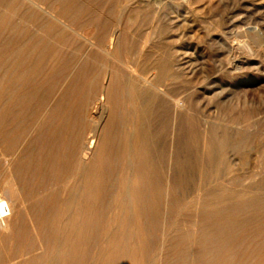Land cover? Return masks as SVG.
Segmentation results:
<instances>
[{"label":"bare ground","instance_id":"bare-ground-1","mask_svg":"<svg viewBox=\"0 0 264 264\" xmlns=\"http://www.w3.org/2000/svg\"><path fill=\"white\" fill-rule=\"evenodd\" d=\"M88 1L0 0V264H264L261 251L249 261L247 235H236L264 211V193L216 181L219 155L244 148L249 133L206 122L201 146L198 120L167 88L183 64L154 57L153 44L141 53L113 29L101 11L111 14L114 0ZM87 27L92 37L79 31ZM220 114L235 125L245 118L227 106ZM173 138L192 143L196 167L211 168L215 183L198 186L200 197L175 195ZM255 230L262 243L264 219Z\"/></svg>","mask_w":264,"mask_h":264},{"label":"rangeland","instance_id":"rangeland-1","mask_svg":"<svg viewBox=\"0 0 264 264\" xmlns=\"http://www.w3.org/2000/svg\"><path fill=\"white\" fill-rule=\"evenodd\" d=\"M87 1L81 0V3L87 4ZM114 1L116 6L113 12L107 14L102 10L101 15L112 21L113 29L116 26V31L125 32L134 39L137 51L143 53L153 44L154 57L164 54L171 56L173 68L179 62L183 64L182 71L167 82V88L184 101V113L198 120L201 146L206 142V122L217 133L222 131L223 126L231 131L244 129L249 133L244 148H228L222 156L219 155V167L225 174L216 181L225 187L241 190L250 186L264 193V0ZM134 8L138 15L134 14ZM79 31L88 37L93 35L91 27ZM117 57L123 65H130L128 58L131 59V56L119 54ZM122 69L126 71V68ZM225 106L245 117L241 123L232 124L227 116L220 114ZM175 143L173 138L171 174L176 176L180 172L181 175V184L175 188V195L186 199L200 197L206 187L215 183L210 176L211 168L207 165L203 172L195 166L192 143L186 147H177ZM92 154V151H87L84 158L89 159ZM180 159L187 162L183 170L177 168ZM234 177L240 180L237 182ZM198 186L203 191L198 190ZM2 195L9 197L8 194ZM108 196L105 199L108 205L105 217L109 227L113 228L115 223L111 219L116 213L112 204L114 195ZM165 208L164 221L167 222L173 215L168 207ZM247 219L248 224L236 229L235 233L247 235L246 245L252 252L249 261L258 260L256 252H264V241L258 243L257 234L260 231L255 228L264 219V211L250 214V217L247 215ZM162 235V228H159L157 242L161 241ZM104 238L105 234L98 235L92 248L95 260ZM230 244L237 246L236 241ZM190 264L198 263L193 259Z\"/></svg>","mask_w":264,"mask_h":264}]
</instances>
